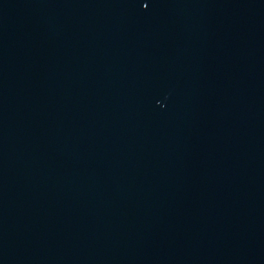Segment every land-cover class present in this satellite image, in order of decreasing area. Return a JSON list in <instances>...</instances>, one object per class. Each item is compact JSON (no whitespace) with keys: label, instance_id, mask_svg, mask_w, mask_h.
<instances>
[{"label":"water","instance_id":"1","mask_svg":"<svg viewBox=\"0 0 264 264\" xmlns=\"http://www.w3.org/2000/svg\"><path fill=\"white\" fill-rule=\"evenodd\" d=\"M0 264H264V0H0Z\"/></svg>","mask_w":264,"mask_h":264},{"label":"snow or ice","instance_id":"2","mask_svg":"<svg viewBox=\"0 0 264 264\" xmlns=\"http://www.w3.org/2000/svg\"><path fill=\"white\" fill-rule=\"evenodd\" d=\"M144 7L147 8L148 7V4H145Z\"/></svg>","mask_w":264,"mask_h":264}]
</instances>
